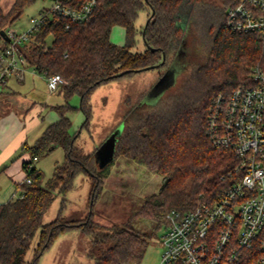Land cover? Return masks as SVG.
<instances>
[{
  "label": "trees",
  "instance_id": "trees-1",
  "mask_svg": "<svg viewBox=\"0 0 264 264\" xmlns=\"http://www.w3.org/2000/svg\"><path fill=\"white\" fill-rule=\"evenodd\" d=\"M37 1L12 0L7 12L0 4V48L8 44L2 32ZM58 1L80 9L89 0ZM239 1L223 0L219 19L212 20L207 19L209 10L204 0H96L93 14L85 21L73 22L58 14L47 19L22 52L38 73H59L65 78L68 84L62 90L66 103L55 107L59 119L33 145L23 147V153L32 157L23 164L32 184L24 183L21 197L0 205V264H39L56 239L75 229L91 237L87 253L90 264H139L149 247V236L134 229L135 220L150 219L160 228L170 211L186 212L202 203H216L235 184L239 159L231 150L213 145L207 126L216 96L252 83L256 65L264 70V45L259 34H235L226 26L227 10ZM153 10L155 16L147 27L138 28L140 13L146 11L149 19ZM114 26L125 29L123 46L111 40ZM193 33L211 42L206 61L192 67L181 84L170 88L167 97L117 136L113 160L124 157L162 176L159 191L147 197L122 225L102 228L92 220V214L84 222L63 223L65 198L58 218L43 225L57 194L65 197L80 174L93 175V204L103 186L101 175L95 172V158L78 145L80 133L72 131L69 113L82 111L86 118L82 127H88L97 88L155 65H160L156 69L164 76ZM50 35L53 40L48 44ZM138 36L145 43L143 51H133ZM124 71L129 72L119 75ZM75 95L80 98L79 106L69 102ZM58 147L64 149L65 161L55 166L53 176L43 186L44 174L33 160ZM38 230L39 244L28 262L26 255Z\"/></svg>",
  "mask_w": 264,
  "mask_h": 264
},
{
  "label": "rangeland",
  "instance_id": "rangeland-1",
  "mask_svg": "<svg viewBox=\"0 0 264 264\" xmlns=\"http://www.w3.org/2000/svg\"><path fill=\"white\" fill-rule=\"evenodd\" d=\"M204 2L209 10L207 19H219L220 12L224 8L223 0H204ZM52 3L53 0H38L25 9L22 16L16 20L11 28L18 32L25 31L29 26L30 19L38 16L43 8H49ZM0 4L3 10L7 12L10 10L12 0H1ZM147 20V12L142 11L136 23L137 27L145 25ZM119 28V30H114L112 39L115 44L123 45L124 31L122 27ZM191 35L189 41L179 50L173 64L164 76H162L163 71L150 69L133 76L114 80L97 88L92 95L93 119L88 127H82V123L86 119L82 111L69 113L73 122L72 131L77 130L80 133L78 145L83 147L86 154L95 158L100 146L108 138L120 135L127 127L135 124L138 118L152 110L161 98L167 97L174 85L181 84L187 78L192 67L206 61L211 47L210 40L197 33ZM52 40L53 36L50 35L47 38V43L51 44ZM144 49L145 43L141 36H138V43L133 51H143ZM162 79H165L163 83ZM11 87L22 96L9 97L8 94L10 93H4L1 100L4 99L5 102L3 100L0 103V118L26 109L25 106L31 102V99L33 102L37 101L36 104L45 106V110L41 112L39 117V126L32 129L29 134V143L31 144L34 142L33 137L36 138L37 135H41L52 123L46 117V114L52 111V106L66 103L64 91L62 89L50 91L46 77L38 72L34 73L33 68L28 69L22 86L18 87L12 83ZM69 102L73 106H79L80 98L75 95L69 99ZM30 160H32L31 156ZM64 161L65 151L62 147H58L50 153L42 154L37 160H33V165L44 174L43 186L53 176L55 166ZM94 168L103 180L102 190L95 198V203L93 204L92 199L93 175L82 173L77 177L75 187L65 197L57 194L42 220L43 225L58 218L63 198L66 200V206L61 216L63 223L84 222L92 214V220L102 228L122 225L142 206L147 197L157 193L162 186V176L151 174L145 166L124 157H116L115 160L104 166L95 159ZM3 186L4 189L8 187L6 190L9 193L5 199L20 197V192L14 193L15 187L9 179L3 180ZM133 227L138 233L149 236V247L139 264H159L163 252L161 237L166 229L165 224L159 228L155 221L140 218L134 221ZM39 236L40 230L36 233L26 255L28 262L32 260L34 251L39 244ZM90 246L91 237L82 230L75 229L66 232L44 252L39 264H90L91 261L87 257Z\"/></svg>",
  "mask_w": 264,
  "mask_h": 264
},
{
  "label": "built area",
  "instance_id": "built-area-1",
  "mask_svg": "<svg viewBox=\"0 0 264 264\" xmlns=\"http://www.w3.org/2000/svg\"><path fill=\"white\" fill-rule=\"evenodd\" d=\"M95 7L96 0L87 1L80 9L54 0L48 9L30 19L25 31L10 28L6 32L8 44L0 48V94L11 77L24 80L30 66L22 48L52 14L81 22L93 14ZM226 26L235 34H259L264 45V0H240L227 10ZM43 75L50 91L68 84L59 73ZM251 81L229 94L216 96L207 126L213 145L231 150L239 159L234 171L238 179L216 203H202L186 212L172 210L167 214L159 264H264V70L261 65L252 69ZM25 183L32 184V179L25 178Z\"/></svg>",
  "mask_w": 264,
  "mask_h": 264
},
{
  "label": "crops",
  "instance_id": "crops-1",
  "mask_svg": "<svg viewBox=\"0 0 264 264\" xmlns=\"http://www.w3.org/2000/svg\"><path fill=\"white\" fill-rule=\"evenodd\" d=\"M45 9L47 8H43L41 12H43ZM119 27L121 26H114L112 29V33H111L112 42H114L112 39L114 30L115 29L119 30L120 29ZM123 31H124V43H125L124 28ZM123 45H119V46H123ZM29 69H31V67ZM26 73L23 81H20L15 77H11L9 79L7 87L5 88L4 92L0 94V103L1 101L4 100V99L1 100V97L4 93H10L8 94L9 97L21 95L19 92H17L15 89L11 87V84L12 83L16 84L18 85V87L22 86L23 83L25 82ZM34 73H37V71L34 70ZM41 75L45 77L43 74ZM30 101L32 103L29 102L25 106L26 109L21 110L18 113L15 114L12 113L10 115L0 118V189L1 191L3 189L2 192L0 191V200H2L0 201V205L5 204L12 200V198L5 199V196L8 193V190H6L8 187L4 189L3 186V180L5 178L9 179L11 181V184H13V187H15V190H13L14 188L11 190H13L15 194L16 192H20V196H21L23 191L22 185H24L26 178V172L23 169V164L24 162L30 161V156H31L28 153H23V147L25 144L33 145L37 141V139L42 135V133L47 129L46 128L41 133V135H37L36 138L33 137L34 140L33 143L31 144L29 143V134L31 133L32 129L37 128L39 126L40 114L43 110H45V106L43 104H36L37 101L33 102L32 99ZM56 106L59 105L52 106V111H49L46 114V117L52 123L56 122L59 119L58 117L59 114L55 109Z\"/></svg>",
  "mask_w": 264,
  "mask_h": 264
},
{
  "label": "water",
  "instance_id": "water-1",
  "mask_svg": "<svg viewBox=\"0 0 264 264\" xmlns=\"http://www.w3.org/2000/svg\"><path fill=\"white\" fill-rule=\"evenodd\" d=\"M147 1V0H146ZM155 16V10L152 11V14L150 16V18L147 20L146 23V27L148 25V23L152 20V18ZM3 37L6 39V41H9V38L7 36L6 31L2 32ZM154 50V49H152ZM165 62V56L164 59L162 61V63ZM160 65H155V66H151V67H147L145 69H140L137 71H146V70H150V69H156L159 68ZM129 71H124L122 73H120L119 75H123L125 73H127ZM165 81V79H162V83ZM117 136L118 135H114V137L112 138H108L101 146L100 149L98 150L97 156L95 157L96 161L104 166L107 163H109L110 161H112L114 159V155H115V147H116V143H117Z\"/></svg>",
  "mask_w": 264,
  "mask_h": 264
}]
</instances>
